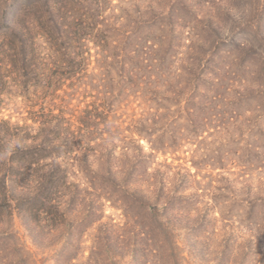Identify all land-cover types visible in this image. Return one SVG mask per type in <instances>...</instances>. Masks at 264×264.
Segmentation results:
<instances>
[{
	"label": "rangeland",
	"instance_id": "obj_1",
	"mask_svg": "<svg viewBox=\"0 0 264 264\" xmlns=\"http://www.w3.org/2000/svg\"><path fill=\"white\" fill-rule=\"evenodd\" d=\"M52 2L66 5L67 21L78 14L90 22L100 10L111 30L74 47L89 61L64 110L83 131L84 121L97 117L90 126L109 142L83 140L65 157L84 165L87 156L91 173L71 171L48 201L62 203L70 226L86 212L84 200L94 201L104 222L173 230L176 254L157 264H264V0ZM45 43L38 40L37 60L54 62L60 55ZM33 90L9 94V111L0 117L17 123L41 107L60 113L50 97L38 101ZM138 155L144 161L131 168ZM44 164L24 172L17 187L36 186ZM132 195L155 201L157 213L146 218L132 208ZM3 212L0 264H31L28 254L19 262L15 252L18 239L30 244L28 231ZM57 222L63 220L41 223L51 245L68 236L61 230L49 235ZM93 234L81 240L83 249ZM54 254L38 256L40 264H56L48 258Z\"/></svg>",
	"mask_w": 264,
	"mask_h": 264
},
{
	"label": "trees",
	"instance_id": "obj_2",
	"mask_svg": "<svg viewBox=\"0 0 264 264\" xmlns=\"http://www.w3.org/2000/svg\"><path fill=\"white\" fill-rule=\"evenodd\" d=\"M57 3L52 0H22L15 6L14 1L4 0L0 4V114L9 111V94L19 91L26 94L31 88L38 101L50 97L52 108L60 111L47 112V108L41 107L40 111L31 112L29 117H22L17 123H14L13 116L0 117V148L4 157L0 167V192L6 193L0 200V212L5 208L11 219L18 222L17 228L28 231L31 240L26 244L18 239L15 243L17 258L22 260L24 254H28L31 264H40L38 256L53 252L55 254L48 258H54L52 261L56 264H157L159 260L170 259L175 256L178 245L177 241L174 242L176 233L173 230L104 222V213L96 208L94 201L87 203L84 200H80V205H84L86 212L70 226L66 223V212H62V203L55 199L48 201L49 194L61 192L71 171L91 173L92 165H88L87 156L84 165L71 164L65 157L75 153L83 140L88 145L98 141L107 145L109 142L105 133L96 132V128L90 126L97 117L85 120L87 130L83 131L79 125L76 127L75 117L67 115L64 110L67 109L69 90L82 76L89 61L85 58L87 52H76L74 47H85L88 36L96 40H101V36L107 38L106 34L111 30L101 20L100 10L93 14L90 22L78 14L67 21L69 18L64 16L66 5L59 7ZM42 38L46 40L45 50L60 55L53 58L54 62H51V57V60H37L38 40ZM54 65H58L55 70ZM41 79V88L35 90ZM14 88L16 91L12 92ZM59 92L64 95L60 96ZM56 101L60 104L57 105ZM34 102L31 100L32 107ZM143 161L144 156H135L131 168H137ZM41 163H45L42 168L44 174L36 186L17 187L20 176ZM7 194L20 195L13 197ZM127 200L132 208L141 209L146 218L157 213V203L150 198L132 195ZM59 217L62 224L57 222L49 235L61 230L68 236L62 244L51 245L44 236L41 223L60 221ZM91 230L94 234L88 240L90 246L83 249L81 240Z\"/></svg>",
	"mask_w": 264,
	"mask_h": 264
}]
</instances>
